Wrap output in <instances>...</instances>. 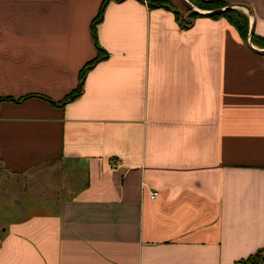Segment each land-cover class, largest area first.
Instances as JSON below:
<instances>
[{"label": "crops", "instance_id": "1", "mask_svg": "<svg viewBox=\"0 0 264 264\" xmlns=\"http://www.w3.org/2000/svg\"><path fill=\"white\" fill-rule=\"evenodd\" d=\"M186 1L110 0L95 41L103 0H0V264L264 249V0H216L246 40Z\"/></svg>", "mask_w": 264, "mask_h": 264}, {"label": "trees", "instance_id": "2", "mask_svg": "<svg viewBox=\"0 0 264 264\" xmlns=\"http://www.w3.org/2000/svg\"><path fill=\"white\" fill-rule=\"evenodd\" d=\"M110 0H103L102 5L100 7L99 13L98 15L94 18V20L92 21L91 24V31L93 34V38L96 41V26L97 24H99L102 20L103 17V11L105 6L107 5V3ZM192 3H194L197 7L202 8V9H206L209 11H214L217 9H223L226 8L224 11H222L221 13L218 14H205V15H200L198 13H192V18H197V17H201V16H209L212 18H218V17H224L226 18L229 23L241 34V36L243 37L244 40H246L247 35H248V21L245 15L237 12L236 9H231L227 6V4L220 2V1H216V0H207V1H202V0H191ZM150 6H153L152 3L149 4ZM251 41L255 44H259L262 47H264V40H259L256 38L255 35L251 36ZM97 45V44H96ZM97 49H98V53L95 59H93L92 61H90L86 67L82 70L80 77H79V86L77 88V90L73 91L72 93H70L69 95H67L63 100L62 103L65 102H69L71 100H73L74 98H76L83 87V79H84V75L87 72V70L89 68H91L93 65H95L97 62H99L100 60H102L104 58V53L103 50L100 49L97 45ZM1 100H12V99H0ZM264 260V249L259 250L255 255L250 256L249 258L239 261L236 264H261Z\"/></svg>", "mask_w": 264, "mask_h": 264}, {"label": "water", "instance_id": "3", "mask_svg": "<svg viewBox=\"0 0 264 264\" xmlns=\"http://www.w3.org/2000/svg\"><path fill=\"white\" fill-rule=\"evenodd\" d=\"M182 2L189 8V9H192V10H194V11H196L193 7H192V5L190 4V3H188L186 0H182ZM240 8H243V9H245L248 13H250V11H249V8L248 7H246V6H243V5H238ZM226 9V8H225ZM225 9H217V10H214V11H211V12H209V13H207V14H218V13H221L223 10H225ZM249 44L251 45V43L249 42Z\"/></svg>", "mask_w": 264, "mask_h": 264}, {"label": "rangeland", "instance_id": "4", "mask_svg": "<svg viewBox=\"0 0 264 264\" xmlns=\"http://www.w3.org/2000/svg\"><path fill=\"white\" fill-rule=\"evenodd\" d=\"M223 9H225V8H223ZM233 9H235V8H233ZM183 10H185L186 12L188 11V10H186V8H183ZM205 10V9H204ZM237 10V12H239V13H241V14H243V15H247V12L243 9H236ZM199 12L201 11V12H204V13H209V11H203V9L202 8H200V10H198ZM224 11V10H223ZM192 13L193 12H188V19H186L185 20V22H189L188 20H189V18L191 19L192 18ZM195 13V12H194ZM197 13V12H196ZM198 14H200V13H198ZM201 15V14H200ZM248 41H249V39H248ZM2 173V172H1Z\"/></svg>", "mask_w": 264, "mask_h": 264}, {"label": "built area", "instance_id": "5", "mask_svg": "<svg viewBox=\"0 0 264 264\" xmlns=\"http://www.w3.org/2000/svg\"><path fill=\"white\" fill-rule=\"evenodd\" d=\"M157 195H158V193H157V192H153V193H151L150 197H151L152 199H154V198H156V197H157Z\"/></svg>", "mask_w": 264, "mask_h": 264}]
</instances>
